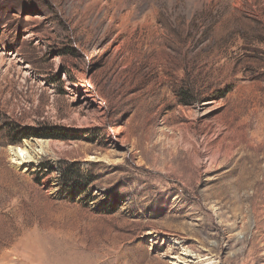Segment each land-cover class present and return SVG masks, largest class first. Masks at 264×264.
<instances>
[{
    "label": "rangeland",
    "instance_id": "obj_1",
    "mask_svg": "<svg viewBox=\"0 0 264 264\" xmlns=\"http://www.w3.org/2000/svg\"><path fill=\"white\" fill-rule=\"evenodd\" d=\"M0 264H264V0H0Z\"/></svg>",
    "mask_w": 264,
    "mask_h": 264
},
{
    "label": "trees",
    "instance_id": "obj_2",
    "mask_svg": "<svg viewBox=\"0 0 264 264\" xmlns=\"http://www.w3.org/2000/svg\"><path fill=\"white\" fill-rule=\"evenodd\" d=\"M68 174H64L63 175V182H64V184L66 185V186H70L71 187V189H73V190H76V189H78V186H80L79 184V182L77 181V180H75V179H73L72 177H71V174H72V171L69 169L68 170Z\"/></svg>",
    "mask_w": 264,
    "mask_h": 264
},
{
    "label": "bare ground",
    "instance_id": "obj_3",
    "mask_svg": "<svg viewBox=\"0 0 264 264\" xmlns=\"http://www.w3.org/2000/svg\"><path fill=\"white\" fill-rule=\"evenodd\" d=\"M130 1H132V0H130ZM177 1V3H179V0H176ZM179 5V4H178ZM111 15V14H110ZM22 149H17V156L20 158V153H22ZM20 163V162H19Z\"/></svg>",
    "mask_w": 264,
    "mask_h": 264
}]
</instances>
